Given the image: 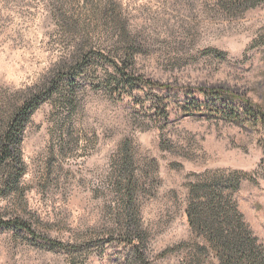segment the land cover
Masks as SVG:
<instances>
[{
    "label": "rangeland",
    "instance_id": "1",
    "mask_svg": "<svg viewBox=\"0 0 264 264\" xmlns=\"http://www.w3.org/2000/svg\"><path fill=\"white\" fill-rule=\"evenodd\" d=\"M126 45L146 79L228 92L264 113L263 6L0 0V128L61 81L23 126L22 176L9 191L0 188V219L26 222L40 239L0 228V264L123 263L118 222L129 182L147 263H186L195 239L185 216L189 185L235 174L236 206L264 247V129L151 120L147 91L132 95L140 96L135 106L132 96L106 89L110 67L84 66L93 52L116 57Z\"/></svg>",
    "mask_w": 264,
    "mask_h": 264
},
{
    "label": "trees",
    "instance_id": "2",
    "mask_svg": "<svg viewBox=\"0 0 264 264\" xmlns=\"http://www.w3.org/2000/svg\"><path fill=\"white\" fill-rule=\"evenodd\" d=\"M218 2L229 11H245L254 6L264 7V0ZM128 46L122 48V52L116 57L93 52L86 57L84 66L91 69L95 61H101L110 67L112 73L103 76V83H106V89L113 90L118 95L132 96L147 91L150 96L146 104L151 120L167 125L171 117L175 120L188 117L227 122L245 129H264V113L241 97L214 89L175 88L136 74L132 67L131 48ZM50 82L51 89L49 87L47 92L42 91L26 100L15 111L8 124L0 128V188H4L3 190L9 191L23 174L18 147L25 122L38 103L60 90V80ZM132 97L134 105L138 106L140 96ZM235 175L218 176L208 181L198 180L189 185L185 216L195 239L190 246L189 261L183 264H264V247L244 222L233 198L241 182L237 174ZM132 185L134 183L129 182L127 188L130 202L126 205V215L118 222L120 242L126 252L121 264H148L143 250L145 232L139 225L137 212L131 202ZM1 194L0 192V196ZM0 228L21 230L40 239L26 222L19 219H0ZM51 246L61 248L63 245L51 242Z\"/></svg>",
    "mask_w": 264,
    "mask_h": 264
}]
</instances>
